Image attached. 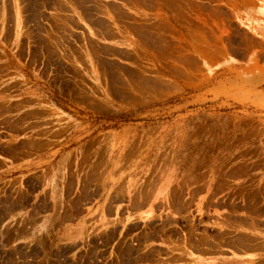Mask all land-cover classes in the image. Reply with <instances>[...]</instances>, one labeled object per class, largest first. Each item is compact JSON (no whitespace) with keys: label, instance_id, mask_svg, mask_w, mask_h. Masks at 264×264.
I'll return each instance as SVG.
<instances>
[{"label":"rangeland","instance_id":"rangeland-1","mask_svg":"<svg viewBox=\"0 0 264 264\" xmlns=\"http://www.w3.org/2000/svg\"><path fill=\"white\" fill-rule=\"evenodd\" d=\"M0 264H264V0H0Z\"/></svg>","mask_w":264,"mask_h":264},{"label":"bare ground","instance_id":"bare-ground-1","mask_svg":"<svg viewBox=\"0 0 264 264\" xmlns=\"http://www.w3.org/2000/svg\"><path fill=\"white\" fill-rule=\"evenodd\" d=\"M130 252V251H129Z\"/></svg>","mask_w":264,"mask_h":264}]
</instances>
